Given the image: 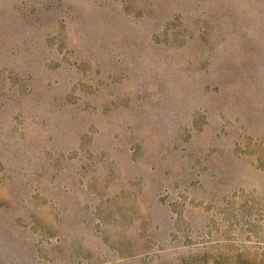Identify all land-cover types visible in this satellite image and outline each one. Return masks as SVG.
<instances>
[{"label": "rangeland", "instance_id": "1", "mask_svg": "<svg viewBox=\"0 0 264 264\" xmlns=\"http://www.w3.org/2000/svg\"><path fill=\"white\" fill-rule=\"evenodd\" d=\"M0 264H264V0H0Z\"/></svg>", "mask_w": 264, "mask_h": 264}]
</instances>
